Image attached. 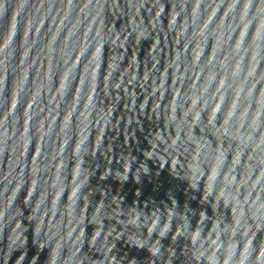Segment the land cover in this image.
Wrapping results in <instances>:
<instances>
[{"label": "water", "instance_id": "95a60500", "mask_svg": "<svg viewBox=\"0 0 264 264\" xmlns=\"http://www.w3.org/2000/svg\"><path fill=\"white\" fill-rule=\"evenodd\" d=\"M0 264H264V0H0Z\"/></svg>", "mask_w": 264, "mask_h": 264}]
</instances>
